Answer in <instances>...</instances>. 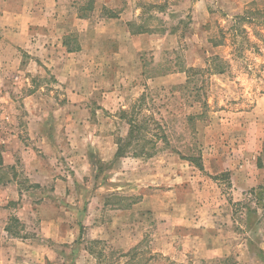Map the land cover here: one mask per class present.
<instances>
[{"label": "rangeland", "instance_id": "1", "mask_svg": "<svg viewBox=\"0 0 264 264\" xmlns=\"http://www.w3.org/2000/svg\"><path fill=\"white\" fill-rule=\"evenodd\" d=\"M89 2L59 4L68 51L85 47L82 84L58 82L0 24V264H264V0H132L136 28L173 39L135 69L74 28ZM114 3L103 13L125 15ZM102 59L132 81L99 82ZM131 115L145 135L117 157Z\"/></svg>", "mask_w": 264, "mask_h": 264}, {"label": "crops", "instance_id": "2", "mask_svg": "<svg viewBox=\"0 0 264 264\" xmlns=\"http://www.w3.org/2000/svg\"><path fill=\"white\" fill-rule=\"evenodd\" d=\"M118 1L123 2V0ZM118 1L94 0V8L90 11L89 15L82 16L79 11L72 15L75 20L74 28L77 26L76 30L88 34L91 37L90 39L95 35L94 42H98L97 39L104 40L106 44H109L110 41H116L117 48H114V50H111L110 47L104 49L103 46L106 44L101 47V50L106 56L110 55L111 58L115 59L116 67L123 69L142 67L144 65L142 63V55H144L145 51H154V54H159L162 50L169 48L166 46H169L168 42H173V39L156 40L159 35L150 31L136 34L132 33L128 23L135 18L134 16H139L142 13L140 7H131L132 0H127L128 3H126L127 6L124 10L125 15H122L121 12L115 17L104 15V9L119 11L120 9L116 10L115 8L118 6L121 7V5L114 3ZM60 3L61 0H0V10L4 13L0 17V24L3 26L7 25L8 31L10 32V39L16 46L27 50L32 55L41 56V61L45 67H48L52 71L58 82L66 85L82 84L84 76L87 75L86 77L90 78L88 77L89 74L86 71L84 72V70H87L89 62L79 59L81 57L79 54L85 47L81 44L83 46L80 48L81 50L68 51L65 37L68 30L71 29V25H68L70 23L67 22V17L60 10ZM8 4L9 7L11 4L15 7L10 10L6 6ZM84 41L87 42L86 40ZM66 54L72 56V58L66 57ZM115 56H120L119 58L121 59L117 61ZM34 60L36 64L39 63L38 59L35 58ZM105 60H94L92 63L90 62L93 67L96 66V69H98L93 74H95L99 82H105L106 84H109V82L110 84L117 83V76L121 78V82L130 83L132 81V76L130 75H127L128 79L123 78L124 74L117 75L115 68H112L114 63L111 66L110 61ZM162 77L174 78V71ZM153 78H160V76ZM78 79H81V81ZM82 92V90L74 86L72 87L69 98H79ZM104 94L110 96L111 93L106 91ZM90 125L93 124H89L88 126ZM112 152L114 155L116 154L114 147ZM64 182L62 178H56L54 194L59 197L67 193V186L63 185ZM41 223L44 231L47 230L46 227H49L48 229L50 230V226H53L49 218L47 220L44 219V221L42 220ZM52 235H54L52 229L46 232V236ZM73 240L66 242L72 243ZM60 241L62 242V239ZM29 245L36 251L39 249V246ZM17 254H23V257L20 258L24 262L30 256L29 252L27 254L18 252ZM49 258H51L50 255Z\"/></svg>", "mask_w": 264, "mask_h": 264}, {"label": "trees", "instance_id": "3", "mask_svg": "<svg viewBox=\"0 0 264 264\" xmlns=\"http://www.w3.org/2000/svg\"><path fill=\"white\" fill-rule=\"evenodd\" d=\"M94 8V0H90V2L88 3V5L86 7H83V10H89L92 11V9ZM107 10V9H106ZM82 16H85L84 14L80 13ZM106 16L109 17H115L117 14L114 13H109V14H104ZM129 27H130V31L134 34L136 33H142V32H148L149 30L141 25H139L137 28L134 26L135 23L133 21H130L128 23ZM67 44V43H66ZM215 44V43H214ZM217 45V44H215ZM71 50V49H70ZM213 60L218 61V65L216 66V68L214 69V71L216 73H224L225 72V67L222 66V62H223V58L220 56H215L213 58ZM127 111L122 110V114H127ZM128 123L130 124V128L128 130V133L126 135L125 138L123 139H118L117 140V152H116V156L117 157H125L128 155V147L133 143V141H135L136 139L140 138L139 135L142 133L143 135H145V133L141 132L142 126L138 123V121L135 119L134 115H131L130 119L128 120ZM163 137L165 138L166 136L163 135ZM146 149V145H143L141 147V151L143 152V150ZM138 152V151H135ZM134 154V153H133ZM137 154V153H136ZM81 224V223H80ZM82 226V224H81ZM78 243V240L76 241ZM77 250V249H76ZM75 250V251H76ZM91 253H93L92 249H89Z\"/></svg>", "mask_w": 264, "mask_h": 264}]
</instances>
